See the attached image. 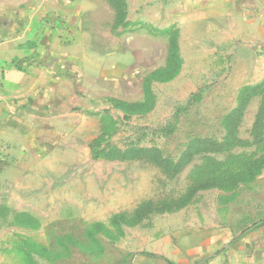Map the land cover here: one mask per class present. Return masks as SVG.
I'll use <instances>...</instances> for the list:
<instances>
[{
    "label": "rangeland",
    "instance_id": "obj_1",
    "mask_svg": "<svg viewBox=\"0 0 264 264\" xmlns=\"http://www.w3.org/2000/svg\"><path fill=\"white\" fill-rule=\"evenodd\" d=\"M147 2L101 1L95 44L120 70L75 71L89 101L0 174V264H210L264 220V78L182 0L151 1L175 8L156 25Z\"/></svg>",
    "mask_w": 264,
    "mask_h": 264
},
{
    "label": "crops",
    "instance_id": "obj_2",
    "mask_svg": "<svg viewBox=\"0 0 264 264\" xmlns=\"http://www.w3.org/2000/svg\"><path fill=\"white\" fill-rule=\"evenodd\" d=\"M101 1L104 2L0 0V174L3 176L10 175L7 170L16 169L18 176L26 174L22 162L28 161L30 153L42 146V130L53 127L55 108L66 111L74 108L76 98L86 97L89 101V88L76 87L75 71L78 70L79 78L86 75L89 80H101L109 72L120 70L116 66L117 54L104 55L95 44L93 19L99 20L105 14ZM151 1L147 2V13L153 17L146 13V18L154 25L175 11L166 7L161 21L154 11L160 5L151 7ZM182 1L184 7L179 14L185 15L182 23H190L186 17L210 21L213 34L220 35L227 48L229 43L241 45L243 52L233 55L256 70L253 79L264 78V0ZM137 21L133 12L130 18L128 15L130 28ZM172 24L175 22L164 27ZM242 241L236 256L233 251L228 256H213L210 264H240L239 260L241 264H264V220L254 225ZM203 256L201 252L196 259ZM196 264H204V260Z\"/></svg>",
    "mask_w": 264,
    "mask_h": 264
}]
</instances>
